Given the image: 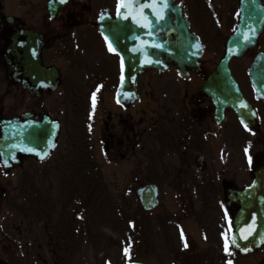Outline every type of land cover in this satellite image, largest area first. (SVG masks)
<instances>
[{"label":"flooded vegetation","instance_id":"1","mask_svg":"<svg viewBox=\"0 0 264 264\" xmlns=\"http://www.w3.org/2000/svg\"><path fill=\"white\" fill-rule=\"evenodd\" d=\"M240 2L176 0L204 46L200 68L188 81L179 79L175 69L143 73L135 87L138 102L124 108L115 96L121 79L118 55L95 24L102 13L114 15L116 0H0V120L29 121L56 136L45 170H37L36 159L19 149L0 154V264H26L25 257L36 264L34 256L67 253L74 219L68 217L59 183L68 172L70 151L88 156L95 177L102 156L128 161L148 132V92L158 79L168 82L158 91L157 124L174 149V200H180L177 193L186 185L192 200L203 206L200 218L211 238L225 239L220 210L234 215L241 193L258 172L264 173V100L257 97L264 96V27L252 48L229 61V74L216 77L235 82L243 98L241 114L227 106V97L218 99L224 104L214 117L212 99L202 92L240 22ZM256 7L264 9V0ZM12 41L11 69L5 53ZM257 59L259 69L250 73ZM220 86L229 89L227 83ZM38 174L47 185H21L23 178ZM49 178L56 179L54 185ZM53 188L58 194L54 200Z\"/></svg>","mask_w":264,"mask_h":264},{"label":"rangeland","instance_id":"2","mask_svg":"<svg viewBox=\"0 0 264 264\" xmlns=\"http://www.w3.org/2000/svg\"><path fill=\"white\" fill-rule=\"evenodd\" d=\"M152 91L155 93L153 96L155 99L157 90L153 88ZM151 100L152 98L149 104V117L152 115L151 110L156 107V104H153ZM152 129L153 127L149 125V138L147 137L148 139L143 144L144 149L138 147L130 161L121 162L111 167L101 164L102 170L109 168L110 172L97 178L95 183H88L94 178H83L85 171L80 169L83 155L77 156L70 151L67 163L69 170L63 181L59 183L64 192L62 199L69 202V215L75 219L74 222L78 220L75 218L76 212H71L73 204H75V208L81 210L78 213L79 222H76V226L79 223L81 228L89 230L90 235L87 230L79 231L80 235L77 234L75 238H72V226H69V249L67 256L60 259L62 264H128L131 262L226 264L222 262L221 251L214 246V243L218 244V242H214L208 234L207 236L203 234L206 231L204 226L206 223L202 222L200 218L204 211L203 206H200L197 200H192V194L188 195L186 185L177 193L180 200L175 201L176 192L173 185L169 183L172 177L163 182L164 175L172 174L176 169L175 158L173 151L162 157L168 150L162 146L158 151L157 143L152 139L154 135L151 134ZM69 173H78V177ZM49 179L54 185L56 179ZM73 179L81 187V191L79 190L80 192L76 194L71 193L70 189V186L74 185ZM34 180L43 184L46 181L45 178H37V176L34 177ZM138 183L157 184L159 206L156 210L143 213L135 198ZM51 195L53 200L57 197L55 188L52 189ZM88 204L89 207L86 208ZM177 207H186V209L190 207L189 215L193 218L199 216L201 225L195 223L192 218V220L183 222L184 224L188 221L190 223L188 226L184 225L183 227L182 225L183 229L180 228L192 235L190 240H192L194 248L191 250L179 247L181 243L177 237L180 231L173 221L177 220L176 214L180 213V216H183V209L179 208V211ZM76 229L78 230V227ZM200 237H204L203 240L200 241ZM126 248L128 255H125ZM231 258L236 261L234 264L264 263V247L255 255L244 258L243 261ZM225 261L228 262V259L226 258Z\"/></svg>","mask_w":264,"mask_h":264},{"label":"water","instance_id":"3","mask_svg":"<svg viewBox=\"0 0 264 264\" xmlns=\"http://www.w3.org/2000/svg\"><path fill=\"white\" fill-rule=\"evenodd\" d=\"M173 0H166L167 8L161 10L160 16L154 13L151 6L152 0H134L137 15L142 11L146 21L138 24L132 15L131 8H121L120 14L115 20L106 18L102 25L103 34L107 41L121 54L124 64L130 73L138 72L140 62L145 69H164L168 65L176 66L181 73L185 68L193 69L200 54V46L197 38L189 32V27L176 7L172 6ZM147 22L150 27L141 26ZM237 41L232 37L228 43L230 51L236 46ZM134 52L133 61L128 59V52ZM137 56V57H136ZM134 57V56H133ZM142 57V60H140ZM222 72V66L219 67ZM156 190L146 187L137 192L145 210H151L157 205ZM247 203L235 218L236 244L233 246L243 253L255 250L264 242V213L261 204ZM251 226L254 230L250 235L242 231ZM247 235V239L243 237ZM232 237V239H233ZM231 239V240H232Z\"/></svg>","mask_w":264,"mask_h":264},{"label":"snow or ice","instance_id":"4","mask_svg":"<svg viewBox=\"0 0 264 264\" xmlns=\"http://www.w3.org/2000/svg\"><path fill=\"white\" fill-rule=\"evenodd\" d=\"M59 2L63 3V2H65V0H59ZM148 6H151L154 9V13L157 16H160L161 10L167 8V3H166V0H152L151 5H148ZM122 7L123 8H131V12L127 13L125 18H127V15H132L133 19L136 20V22L138 24H141L142 20L146 21V17L143 16L142 11L139 13V15H137L138 6L135 5L134 0H119V3L117 5V14L118 15L120 14V9ZM141 26H144L146 28L150 27V25L147 22L143 23ZM109 49H110V51L112 50L111 46H109ZM93 103L95 104V94H93ZM246 127H247V125H246ZM27 150L33 151V149H27ZM45 155H46V153H45ZM249 159H251V158H249ZM253 230L254 229L251 226H249L247 229L242 230V231H246L247 234L250 235ZM243 238L247 239V235H245ZM232 244H236L235 238L233 237V239L230 241L228 236L225 234L224 250L226 253L230 252V248H231ZM236 246L239 247L238 244H236ZM185 247H187V244H185ZM125 255H128V249L127 248L125 249ZM228 264H232V262L228 261Z\"/></svg>","mask_w":264,"mask_h":264}]
</instances>
